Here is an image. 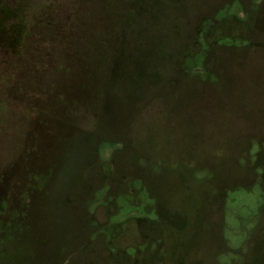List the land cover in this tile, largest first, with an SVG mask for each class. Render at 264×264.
<instances>
[{
	"label": "rangeland",
	"instance_id": "1",
	"mask_svg": "<svg viewBox=\"0 0 264 264\" xmlns=\"http://www.w3.org/2000/svg\"><path fill=\"white\" fill-rule=\"evenodd\" d=\"M238 2L2 0L0 264H264V3L183 65Z\"/></svg>",
	"mask_w": 264,
	"mask_h": 264
},
{
	"label": "trees",
	"instance_id": "2",
	"mask_svg": "<svg viewBox=\"0 0 264 264\" xmlns=\"http://www.w3.org/2000/svg\"><path fill=\"white\" fill-rule=\"evenodd\" d=\"M262 3H264L263 0H252L249 6V11L247 12L244 11L243 5L238 2V7H240L242 10V13L240 12L241 14H243L242 18L239 17L238 14H230V12H228V8H226L223 12L215 13L213 15V20L208 18V19H203L201 22H199L197 26V30L195 31L191 39L192 44L196 45L197 50L196 52L192 50L193 52L192 55H190V52H187L184 55L183 65L186 66L187 62L190 61L191 63L195 62L193 63L195 67V65H197V63L201 61L199 64H201L203 67L202 71H204V73H206L207 75L213 74L211 72L212 71L211 68L205 69L206 65L204 63L207 58L206 53L207 54L210 53L212 48L213 49L218 47L238 48L239 46L243 45V43L249 44L251 38L249 37V33L252 28L250 19H252V16H254V14L258 13L260 8L259 5ZM231 18H233L235 22L241 27V32L238 31V27H235V32L237 29L236 32L237 36L231 33L232 32L231 27L225 25L226 23H228V20ZM46 28H48L47 24H46ZM48 29L50 30L52 28L49 27ZM52 32H54V30L53 31L50 30L48 33H52ZM170 57L168 62L170 61ZM261 176L264 179V172L261 173ZM262 182L263 183L260 184L264 185V180H262ZM262 188L264 189V187ZM184 199H186L185 203L187 204L188 198H184ZM159 205L161 206V204ZM170 211L171 213L169 212L170 214L168 213V215H165V217L162 218L163 222H161L162 211L161 208L159 209L157 208V210H155V219H156L155 221H157V223L159 222L163 224L167 228L174 229V231H176L177 233L183 231L180 226L181 225L184 227L186 226L187 221L185 217L181 216L182 214H180V212H177L176 210L175 211L170 210Z\"/></svg>",
	"mask_w": 264,
	"mask_h": 264
},
{
	"label": "flooded vegetation",
	"instance_id": "3",
	"mask_svg": "<svg viewBox=\"0 0 264 264\" xmlns=\"http://www.w3.org/2000/svg\"><path fill=\"white\" fill-rule=\"evenodd\" d=\"M1 2H2V0H0V3ZM4 19L10 20L11 18L3 17L1 12H0V23H3ZM20 34H21L20 32L15 31L14 29L10 32L0 31V51H1V49L4 51V50H8V47H13V49H12L13 52L10 50H8L7 52L14 53V52H16V50L20 49L21 43L19 41H21L22 39L23 40L27 39L26 34H22L23 36H20ZM13 66H15V65H13ZM7 176H8L7 172H5L2 176L5 184L9 180V179H7L8 178ZM2 185H4V184H2ZM7 189L8 188H6V185H5V187L0 186V198L1 197H2L1 199L5 198L3 195H5V193H6L5 200L7 199V201H8L12 198L13 195H10L8 192H6ZM1 202L3 203V200ZM8 207H9V205H8ZM6 209H7V212L8 211L10 212V208H6Z\"/></svg>",
	"mask_w": 264,
	"mask_h": 264
}]
</instances>
